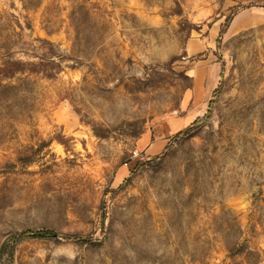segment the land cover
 I'll list each match as a JSON object with an SVG mask.
<instances>
[{
	"label": "rangeland",
	"instance_id": "374dc122",
	"mask_svg": "<svg viewBox=\"0 0 264 264\" xmlns=\"http://www.w3.org/2000/svg\"><path fill=\"white\" fill-rule=\"evenodd\" d=\"M0 264H264V0H0Z\"/></svg>",
	"mask_w": 264,
	"mask_h": 264
},
{
	"label": "trees",
	"instance_id": "16d2710c",
	"mask_svg": "<svg viewBox=\"0 0 264 264\" xmlns=\"http://www.w3.org/2000/svg\"><path fill=\"white\" fill-rule=\"evenodd\" d=\"M226 27H227V25H226ZM201 121V119H196L189 127H187L186 129H185V131H188V130H190L196 123H198V122H200ZM183 133V131H179V133Z\"/></svg>",
	"mask_w": 264,
	"mask_h": 264
}]
</instances>
